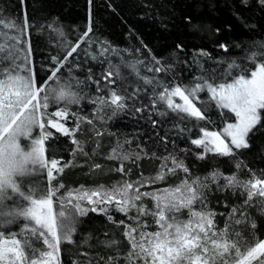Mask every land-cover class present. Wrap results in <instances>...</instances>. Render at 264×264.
I'll list each match as a JSON object with an SVG mask.
<instances>
[{
    "label": "snow or ice",
    "instance_id": "6c2138e0",
    "mask_svg": "<svg viewBox=\"0 0 264 264\" xmlns=\"http://www.w3.org/2000/svg\"><path fill=\"white\" fill-rule=\"evenodd\" d=\"M55 3L0 0V264H264V0Z\"/></svg>",
    "mask_w": 264,
    "mask_h": 264
},
{
    "label": "trees",
    "instance_id": "16d2710c",
    "mask_svg": "<svg viewBox=\"0 0 264 264\" xmlns=\"http://www.w3.org/2000/svg\"><path fill=\"white\" fill-rule=\"evenodd\" d=\"M116 3L120 4L121 7H123L122 0H116ZM54 7L56 8L57 11L66 9L65 14L68 16L69 19H71L72 17L77 16V14L81 12L83 8V0H56ZM123 15L130 17L129 22L135 23L137 25V27L145 34L146 40L153 39L154 33L152 32L151 27L139 23L134 17L131 16L130 9L125 8ZM101 27L103 29L105 36H107L109 39H116L118 41L120 39V33L124 31L125 26L123 25L122 20L119 17L105 13L104 21L101 23ZM121 46H124V45H121ZM80 139L83 143L84 138L80 137ZM102 145H103V151L106 153L108 151H111L112 146H115V140L114 139L110 140L107 137V134H105V137L103 138V141H102ZM94 146L95 145L92 142L85 143L84 144L85 151L91 154V150ZM85 162H86V158L78 155L76 163L85 164ZM93 162L104 163L105 170H107V168L109 167V164L107 162H104L100 159H96L95 161L88 160L87 164L91 165ZM153 167L154 165L145 163L143 165L144 174L146 176L151 174ZM87 170L88 169L86 167L83 171H87ZM135 178L136 176L134 175L132 179H135ZM103 179L105 178L101 177L102 182H103ZM62 182L66 184L67 188L79 187L80 183H85L86 187L91 184V181L83 176L82 171L79 168L66 169V173L62 174Z\"/></svg>",
    "mask_w": 264,
    "mask_h": 264
}]
</instances>
